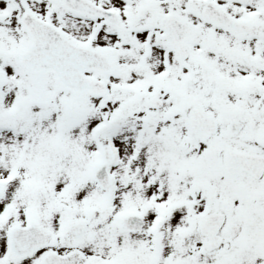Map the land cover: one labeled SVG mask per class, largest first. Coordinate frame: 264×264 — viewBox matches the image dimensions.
Instances as JSON below:
<instances>
[{"label": "snow or ice", "instance_id": "obj_1", "mask_svg": "<svg viewBox=\"0 0 264 264\" xmlns=\"http://www.w3.org/2000/svg\"><path fill=\"white\" fill-rule=\"evenodd\" d=\"M0 264H264V0H0Z\"/></svg>", "mask_w": 264, "mask_h": 264}]
</instances>
